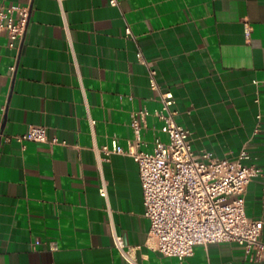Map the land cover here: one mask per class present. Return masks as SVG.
Returning <instances> with one entry per match:
<instances>
[{
	"label": "crops",
	"instance_id": "0c3cea01",
	"mask_svg": "<svg viewBox=\"0 0 264 264\" xmlns=\"http://www.w3.org/2000/svg\"><path fill=\"white\" fill-rule=\"evenodd\" d=\"M117 3L0 0L30 8L13 48L0 32V264H264L237 243L198 245L184 260L152 250L138 164L103 152L114 138L128 150L144 110L142 150L167 142L155 112L171 91L196 154L235 160L246 149L244 164L263 170L245 211L264 223V0ZM31 126L58 143L5 140Z\"/></svg>",
	"mask_w": 264,
	"mask_h": 264
},
{
	"label": "built area",
	"instance_id": "2783aa9c",
	"mask_svg": "<svg viewBox=\"0 0 264 264\" xmlns=\"http://www.w3.org/2000/svg\"><path fill=\"white\" fill-rule=\"evenodd\" d=\"M110 4L118 3L110 0ZM29 16V6L0 9V32L8 35L10 48L23 39ZM127 33L131 34L130 27ZM250 33L251 27L246 23L245 34L249 37ZM138 57L143 61L141 54ZM156 75L157 71L150 67L149 81L153 90H159ZM161 103L162 108L155 116L163 123L161 132L168 137L167 142L156 138L152 152L142 150V123L150 115L144 110L132 120L134 140L128 150H124L116 138L111 147L103 148L107 155L127 154L138 164L145 216L150 221L148 246L163 256L184 260L194 255L198 245L237 243L245 248L251 260L264 261L261 239L264 223L249 218L245 211L247 188L263 170L244 164L249 159L246 149L235 160L214 159L208 153L196 154L190 132L176 122L173 93H162ZM11 138L19 142L58 143L56 138L49 139L43 126H31L26 133L5 140ZM101 194L106 195L105 189H101ZM114 240L117 249L129 258L123 237L115 233Z\"/></svg>",
	"mask_w": 264,
	"mask_h": 264
}]
</instances>
